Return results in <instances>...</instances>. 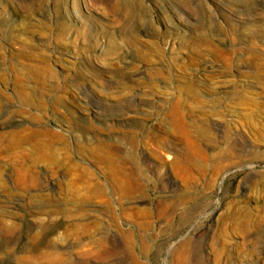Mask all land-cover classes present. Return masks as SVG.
<instances>
[{
	"label": "rangeland",
	"instance_id": "374dc122",
	"mask_svg": "<svg viewBox=\"0 0 264 264\" xmlns=\"http://www.w3.org/2000/svg\"><path fill=\"white\" fill-rule=\"evenodd\" d=\"M0 264H264V0H0Z\"/></svg>",
	"mask_w": 264,
	"mask_h": 264
}]
</instances>
